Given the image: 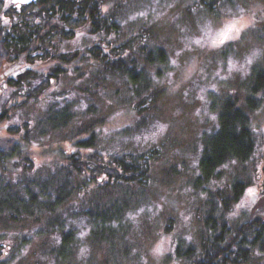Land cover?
I'll list each match as a JSON object with an SVG mask.
<instances>
[{
    "label": "rangeland",
    "instance_id": "1",
    "mask_svg": "<svg viewBox=\"0 0 264 264\" xmlns=\"http://www.w3.org/2000/svg\"><path fill=\"white\" fill-rule=\"evenodd\" d=\"M99 1L105 17H113L120 24V43L131 36L148 33V44L162 47L167 52L165 63L147 66L155 77L154 85L162 91L155 104L156 109L146 111L141 120L133 109L136 98L128 90L125 76H107L103 84L98 80L100 64L93 67L77 61L75 63H79V71H74L71 65L69 73L51 86L38 103L14 111L12 105L16 99L22 100L23 97L12 92L8 86L4 88L5 72L10 73L15 65L4 63L0 67V89H3L0 91V111L8 110L9 119L0 122V142H7L12 126L21 131L25 122H30L35 140L26 150L35 162V168L43 169L50 161H60L59 150L73 153L68 150L69 146L77 150L73 136L78 125L83 130L93 126L95 131L99 129L96 131L98 145L93 150L97 149L107 158L114 154L143 153L160 148L161 158L151 170V187L130 212L136 218L133 220L127 216V227L119 231L113 243L94 242L84 222L74 220L71 225L77 234L73 245L64 254L61 253L57 232L49 231L45 217H41V220L28 218L20 222H8L0 218V256L7 251V264H179L175 256L176 244L179 243L183 248L198 244L204 233L202 219L212 199L230 195L232 184L240 180L247 182L251 172L264 173V152H260L264 148V135L252 127L254 124L258 129L264 128V112L261 111L264 109V91L255 95L259 100L257 107L247 108V99L252 95L253 75L262 67L264 60V0H218L213 12L201 3L210 4L214 0ZM3 3L4 0H0V21L5 15L10 20L20 18L16 7L4 8ZM105 7L108 8L107 12L103 10ZM141 12L145 15H139ZM241 17L252 22L246 29L247 35L242 31L240 42L234 43L226 54L212 48L211 40L218 31L226 23L238 21ZM205 25L211 29L207 35ZM63 30H56L52 45L56 50L51 46V54L61 51V48L64 51H76L93 47L94 42L103 39L105 34L103 32L95 38L89 33L88 27L83 26L78 32H84L85 35H75L67 40ZM76 40L79 43L73 44L72 41ZM108 40L112 39L109 37ZM196 40H201L203 46L197 45ZM139 43H134L133 47L139 48ZM106 44L103 42L104 46ZM177 53L180 55L177 56ZM253 53L257 55L253 56ZM133 55L136 57V54ZM173 59L177 60L179 68L170 63ZM249 59L251 63H247ZM138 61L142 64L141 60ZM228 61L235 63L236 68L229 71ZM51 63L36 58V70ZM189 67L193 69L191 72L188 71ZM38 76L42 77L41 74ZM76 80L80 83H76ZM36 81L40 83V78L35 79V85L38 84ZM94 82L99 83L94 85ZM64 94H68L66 100L74 109L82 110V104H89L94 114L77 113V121L61 134L49 130L45 134L47 126L43 123L44 112L55 102V97H63ZM201 96L203 99H200ZM228 98L237 99L238 106L246 108L256 139L255 152L245 161L247 163L236 160L237 165L230 166L231 170L220 167L221 171L216 173L218 179L203 182L200 186L197 181L201 176L199 159L204 138L213 134L215 128L218 129L222 105ZM4 124H8V127L4 128ZM159 124L167 125L164 133L155 141L146 139L150 133L158 131V127L153 125ZM88 135L85 133L81 137ZM137 136L140 137L139 141L135 139ZM10 169L12 171L5 179L17 180L18 172L13 166ZM259 195L261 198L247 207H235L244 198L243 195L233 204L232 210L226 215L232 226L254 215L264 218V190H260ZM140 208L145 211L137 215ZM234 211L237 215H232ZM167 225L172 227L170 232L166 231ZM81 231L87 232V236L81 237ZM157 233L168 236L172 248L171 252L159 258L151 255V248L158 242ZM84 248L88 252L81 256L80 250ZM0 264H4V261L0 260ZM253 264H264V255L258 253Z\"/></svg>",
    "mask_w": 264,
    "mask_h": 264
},
{
    "label": "trees",
    "instance_id": "2",
    "mask_svg": "<svg viewBox=\"0 0 264 264\" xmlns=\"http://www.w3.org/2000/svg\"><path fill=\"white\" fill-rule=\"evenodd\" d=\"M217 1L201 4L213 12ZM17 9L19 19L12 18L7 25L0 21V67L4 63L15 64L11 70L16 75L10 72L5 83L12 92L23 97L22 100L16 99L12 105L14 111L38 103L54 85L52 81L57 83L68 74L71 65L74 71H79L77 61L93 67L100 64L98 80L103 84L111 75L125 76L128 90L136 98L133 109L141 120L146 111L156 109L155 104L162 91L154 85L155 77L147 66L165 63L168 54L164 48L148 44V33L131 36L120 43V24L113 17H105L99 0H38ZM83 26L88 27L95 38L105 32L104 38L84 50L51 54L50 47L54 44L57 29L59 32V28H63L64 37L68 40ZM103 42L107 44L104 46ZM138 42L140 47L135 49L133 45ZM51 48L56 50L53 46ZM30 50L35 53L34 57ZM36 58L52 62L45 67L47 74L41 71L45 69L42 67L20 71V66L35 65ZM40 74L42 77L38 76ZM36 78H40L37 85L34 83ZM98 83L94 82V85ZM260 91H264V60L262 67L253 75L252 95L247 99L248 109L257 107L259 100L255 95ZM67 95L55 97V102L46 108L43 122L47 126L45 134L48 130L62 133L77 121V113L94 114L89 104L82 110L74 109L66 100ZM8 114V110L0 111V122L9 119ZM217 125L218 129L215 128L213 134L204 138L199 159L201 176L197 181L200 186L203 182L218 179L217 169L222 164L230 160L248 161L255 152L256 139L250 127L249 115L246 108L238 106L237 99L228 98L223 102ZM32 127L30 122H25L21 131L12 126L7 142H0L1 220L20 222L45 217L49 231L57 232L62 254L74 243L77 234L71 225L74 220L84 222L94 242L113 243L119 231L127 227V216L134 210L135 203L151 187V170L161 158L160 148L143 153L114 154L107 158L97 149L93 150L98 145V134L93 126L83 130L78 125L73 136L77 150L73 153L59 150L60 161H50L43 169H37L26 150L35 140ZM13 133L16 135L12 136ZM85 133L89 134L88 137L82 138ZM12 166L18 172L17 180L5 179ZM244 183L246 181H236L231 186L230 195L212 199L202 219L204 233L198 244L186 248L176 244L175 256L179 264H253L258 253L264 255L262 215H254L234 226L226 216L242 195ZM204 189L210 193V190ZM171 229L167 225L166 231L170 232Z\"/></svg>",
    "mask_w": 264,
    "mask_h": 264
},
{
    "label": "snow or ice",
    "instance_id": "3",
    "mask_svg": "<svg viewBox=\"0 0 264 264\" xmlns=\"http://www.w3.org/2000/svg\"><path fill=\"white\" fill-rule=\"evenodd\" d=\"M30 3V0H4L3 3V7L4 8H10V7H17L19 8L21 6V4H28ZM105 12L108 11V8L105 7L103 9ZM139 15L143 16L145 15V13L141 12L139 13ZM130 19L135 20L136 17H130ZM2 21L4 25H7L9 23H11V20L8 16H3L2 17ZM251 21H245L243 17H241L240 20L238 21H230L228 23H226L224 25L223 28H221L218 33L216 34L215 38L211 40V47L214 49H218L220 52L223 53H227L228 49H230L232 47V45L234 43H239L241 40V36L240 33L242 31H244V35H247V31L246 29H248L249 25H251ZM205 29H207L206 31V35L210 32V27L209 25H205ZM77 37H82L83 35H85L84 32H78ZM95 39V38H94ZM73 44H78L79 41H72ZM195 43L197 45H202L201 40H196ZM187 47V46H186ZM61 51H64L65 49L61 48ZM105 51H107V49H105ZM30 54L34 57L35 53L31 52L30 50ZM180 54L177 53V56H179ZM257 53H253V56H256ZM251 59H249L247 61V63H251ZM39 63V62H38ZM171 64L173 65H177V60L173 59L170 61ZM6 67V66H5ZM37 66L34 64H25L23 66H20V71L24 72L26 68H33L35 69ZM228 67H229V71H231L232 69L236 68V64L232 63L231 61H228ZM177 68H179V65H177ZM193 69L191 67L188 68V71L191 72ZM41 71H44L45 74H47V69H41ZM12 75H16V72L14 70H10ZM8 72H5V75H8ZM27 74V73H26ZM169 76L172 75V73H168ZM217 75H219V73H217ZM76 83H80L79 80L75 81ZM36 83H39V81H36ZM52 83L55 85L56 81H52ZM213 87H215L213 85ZM4 88H7V85H4ZM3 89H0V91H2ZM6 95V93H5ZM69 99H71V97H69ZM200 99H203V96L200 97ZM109 104L112 103V101H108ZM82 108H87L88 105L87 104H83L81 105ZM262 112H264V109H261ZM213 119H215V117H213ZM18 121H13L12 123H16ZM4 128L8 127V124H4L3 125ZM153 127H158V131L156 132H152L150 133L146 139H151L153 141H155L157 139V137L161 134L164 133V131L167 128V125L165 124H159L157 125H153ZM253 130L259 132L261 135H264V128H256V126L253 124L252 125ZM96 131H99V129H97ZM135 139L137 141L140 140V137L137 136L135 137ZM35 147V145H34ZM69 151H75V149L71 148V146H69L68 148ZM89 151H92V149H89ZM260 152H264V148L260 149ZM247 163V162H245ZM237 165V161L236 160H230L228 163H224L221 165V168L224 170H231L230 166H236ZM221 169L218 168L217 172H220ZM198 174V173H197ZM223 174V173H221ZM215 183V181L213 182ZM249 185H255V186H249ZM246 189V191H245ZM260 190H264V173H260L257 174L255 171L251 172L247 182L243 184L242 189H241V194L243 195V199H241L240 203L237 204L235 207L237 209L242 208V207H247L249 206V204H254L258 199H260V195L259 192ZM203 195V194H202ZM145 211L144 208H140L139 212L137 213V215H139V213H143ZM183 215V214H181ZM232 215H237V212H233ZM129 216L134 220L136 217L132 215V213H129ZM185 219H188L187 217H185ZM87 232L81 231L80 232V236L81 237H85L87 236ZM156 239L158 240V242L154 243V246L151 248V255L155 258H159L161 256H164L166 253H169L172 251V248L169 246L171 244V240L168 236L163 235L162 233H157L156 234ZM189 240H191V237H188ZM88 252V249L84 248L80 250V255L83 256ZM26 254V253H25ZM7 257H8V253L7 251L4 252V254L2 256H0V260L4 261V264H7Z\"/></svg>",
    "mask_w": 264,
    "mask_h": 264
},
{
    "label": "water",
    "instance_id": "4",
    "mask_svg": "<svg viewBox=\"0 0 264 264\" xmlns=\"http://www.w3.org/2000/svg\"><path fill=\"white\" fill-rule=\"evenodd\" d=\"M38 0H30V3H28V4H21V5H31V4H33V3H36Z\"/></svg>",
    "mask_w": 264,
    "mask_h": 264
},
{
    "label": "clouds",
    "instance_id": "5",
    "mask_svg": "<svg viewBox=\"0 0 264 264\" xmlns=\"http://www.w3.org/2000/svg\"><path fill=\"white\" fill-rule=\"evenodd\" d=\"M246 71V70H245ZM198 114V113H197Z\"/></svg>",
    "mask_w": 264,
    "mask_h": 264
}]
</instances>
